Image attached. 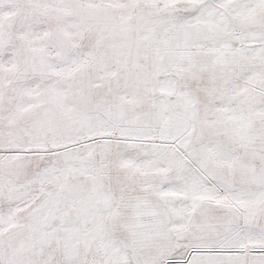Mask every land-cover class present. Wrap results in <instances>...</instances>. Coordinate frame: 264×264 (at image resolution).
I'll return each mask as SVG.
<instances>
[{"label":"snow or ice","instance_id":"1","mask_svg":"<svg viewBox=\"0 0 264 264\" xmlns=\"http://www.w3.org/2000/svg\"><path fill=\"white\" fill-rule=\"evenodd\" d=\"M0 264H264V0H0Z\"/></svg>","mask_w":264,"mask_h":264}]
</instances>
